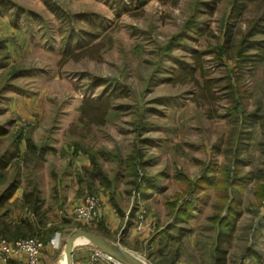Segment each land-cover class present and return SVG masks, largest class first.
I'll return each mask as SVG.
<instances>
[{
	"label": "rangeland",
	"instance_id": "1",
	"mask_svg": "<svg viewBox=\"0 0 264 264\" xmlns=\"http://www.w3.org/2000/svg\"><path fill=\"white\" fill-rule=\"evenodd\" d=\"M1 1L8 6L0 7V18L20 30L0 37V126L7 132L0 136V155L11 158L0 170V191L18 181L17 190L36 186L41 194L38 215L28 213L21 200H10L7 218L34 217L45 247L54 238L46 242L49 206L65 202L56 180L71 172L69 156L88 160L86 152L96 158L108 186L96 181L89 189L81 168L77 194L96 195L99 210L102 196L112 199L122 219L112 237L126 239L132 255L149 264L158 261L156 251L172 255L177 244L170 237L183 229L180 262L208 264L214 218L234 209L240 217L226 248L234 255L246 246L264 253V178L229 185L247 172L264 175V128L244 129L237 119L243 113L264 116V63L233 54L256 5L230 17L232 0H48L70 16H100L105 26L103 48L89 53L93 58L62 62L67 31L85 27L60 22L42 0ZM94 79L111 90L119 87L102 125L79 122L81 101L100 98L106 87L88 91ZM27 141L36 149L29 150ZM133 154L138 178L128 162ZM237 154L249 161L238 170L230 166ZM47 188L55 196L62 189L48 206L42 203ZM75 206L62 208V218L68 215L61 223L68 227L62 246L74 229L91 233L101 226L100 217L76 222ZM167 227L172 230L162 234ZM129 228L147 230L143 241L129 243ZM168 262L163 257L156 264ZM85 264H91L88 256Z\"/></svg>",
	"mask_w": 264,
	"mask_h": 264
},
{
	"label": "trees",
	"instance_id": "2",
	"mask_svg": "<svg viewBox=\"0 0 264 264\" xmlns=\"http://www.w3.org/2000/svg\"><path fill=\"white\" fill-rule=\"evenodd\" d=\"M43 5L45 8L54 15V17L59 20L60 22H65L68 25L73 24H82L85 29H79L76 31L72 27L67 31L68 34L65 37L63 50L61 51L62 55V62L66 60H79L82 58H93L89 55L91 52H99L103 47L102 45V34L105 30V26L102 24V19L100 16L97 15H84V14H75V15H68L65 14L63 10H61L56 4L53 2L51 3L48 0H42ZM249 3H253L256 5V12L255 15L252 17L251 21H249L248 27L246 31H244L242 37L238 41V45L233 51V54L236 58L243 57L244 60H248L255 64H263L264 63V0H232L231 2V11L230 17H237L242 12L245 11L247 5ZM7 4H4L2 1L0 2V7L2 9H6ZM14 6V5H13ZM207 8H212V6L205 5ZM191 27L195 28L192 25ZM257 37H263V39H258ZM225 49V47H220L219 50ZM254 50L255 53H247L244 50ZM222 53V51H221ZM197 57L198 55L195 54ZM181 70H185L181 67ZM104 87L102 91V95L98 99H94V97H89L83 99L81 101V105L78 107V112L80 113V121L84 123H91L95 125H102L105 119V116L108 110L111 108V102L113 98L117 97L116 92L119 93V87H114L112 90L107 87L108 85L104 83V81H99L97 79L92 80L88 87V91H94L96 88L100 86ZM111 90V91H110ZM114 95V96H113ZM240 125L244 129H251L254 126H258L264 128V116L258 115L257 113H243V116L237 118ZM264 133V131L262 130ZM7 132L4 131L3 127L0 126V136L5 135ZM245 138H249V136H245ZM26 147L29 150L36 149L32 143L27 141ZM78 149H75L77 152ZM88 157L89 164L91 166L90 170L85 171L86 178H87V186L88 188H92L95 186V182L98 181L99 183H105L108 186V181L105 173L102 171L100 166L98 165L96 158L90 154L86 153ZM17 154L14 155L16 157ZM11 158H6L5 155H0V170L4 169ZM232 168L238 170L241 169L243 166H247L249 161H245L239 157V155H235L231 160ZM128 162H130L132 168V175L134 178H138V158L135 154L131 155L128 158ZM136 164V165H135ZM264 178V175L258 174L256 175L254 172H247L242 174V176H238L236 181L229 183L230 187H234L236 182H245V181H253V180H261ZM142 180H144L142 178ZM110 184V183H109ZM134 185L139 187V183L136 180L133 182ZM18 181H12L6 185V187L0 191V236L7 239L8 241H12L15 239H26V238H36L35 236L39 235V231L41 229L38 227V222L32 220L30 222L28 219L21 220L17 222H12L10 218H7L9 210L5 209V204L10 202L11 198L15 194L17 190ZM40 191L36 186H33L29 191H23L21 195V205L22 207H26L28 213L32 216L38 215V211L40 210ZM111 202L112 199L110 200ZM112 204V203H111ZM113 207L116 205L112 204ZM117 213H119V210ZM120 214V213H119ZM240 214L236 212L235 209L229 211L226 217L218 216L215 217L214 220L217 222L216 228V237L213 248L208 253V259L210 264H227V248L229 240L234 234L235 227L237 220L239 219ZM178 223V220L176 221ZM169 228V229H168ZM78 229V228H77ZM80 229V228H79ZM127 230V225L123 229L125 232ZM172 230V227H167L162 234L169 233ZM53 230H49L46 234L50 237L53 234ZM183 229H178V234L173 237L172 239L176 244L177 247L172 252V255L162 253L161 251H156L154 254L159 259L166 257L169 260L166 264H176L181 256V240L184 234ZM42 234V233H41ZM39 236H37L38 238ZM254 249V248H253ZM252 248H244L241 259H254L259 260L260 254L253 250ZM160 250V249H159ZM149 257V256H148ZM149 260V258H148ZM158 261H150L151 264H156ZM262 261H259V264ZM10 264V263H8Z\"/></svg>",
	"mask_w": 264,
	"mask_h": 264
},
{
	"label": "crops",
	"instance_id": "3",
	"mask_svg": "<svg viewBox=\"0 0 264 264\" xmlns=\"http://www.w3.org/2000/svg\"><path fill=\"white\" fill-rule=\"evenodd\" d=\"M19 30H20L19 27L12 28L9 25V22L7 21L6 18H0V37H11V36L15 35ZM64 151H65L67 156L69 155V153H71L69 151V149L67 150L66 148L64 149ZM66 161H67V165L70 163V165L72 166L71 172L67 171V173L65 175V179L59 180V178H60L59 177L56 180L58 186L60 184L63 185V188H62V185H61V188L64 189L63 190V196L65 198V202L62 201L59 203H54L55 206L53 205V203L50 202L51 200H56V202L58 201V198L60 196V190H62L61 188H58L59 192L57 191L58 195H56V196L54 195L55 190H54V192L53 191L51 192V189L47 188V199L42 198V203L44 202V200H47V206L51 203V205L49 206V209H51V212L47 213V216L50 217V221H52V222H50V224H47V225L52 226L51 229L50 228L49 229L55 231V232H53V234L50 237H54L56 239L55 245H51L49 243L45 244V247H44L42 254H41L42 264H61V263H63V261H64V245L62 246V244L60 242L62 240V237L64 236L63 230L68 229V227H65V223L62 224V226H61V223L63 221L62 219H66L68 217V215L66 217L62 218V208H67L68 206H70V209L72 210L73 206L79 204L82 201L83 197H80L77 194V192L79 190L78 189L79 185H78V182L76 181L75 175H77L78 172H81V170H80L81 168H84V170L90 169L88 160L84 157H81L80 155L73 157V158L71 156H69V158ZM62 176H63V174H62ZM80 176H82V175H78V177H80ZM79 179H81V177ZM79 179H78V181H79ZM82 180H85L83 176H82ZM22 193H23L22 189L16 190V192L13 195L11 200L20 201ZM51 193H52V195H51ZM76 195H78V197ZM107 197L102 196V200H101L102 203L100 204V210H99L100 215H99V217L101 218L100 219L101 226L99 228H97V230H95V229L92 230L91 233L94 235L109 239L110 241H112L114 243H117L118 241H116L115 238L112 237V235L115 231H117L118 227L121 226L122 219L115 213V210H114L111 202L109 201V198H107ZM69 217H71V216H69ZM33 219H34V217H33ZM33 219H30L28 217V220L30 222H32ZM132 222H134V219H132ZM49 229H47V230H49ZM71 230L72 229H70V231ZM146 231L147 230L144 229L140 233V232L136 231L134 228H129L128 232H127L128 234L126 233L125 235H127V237H129L128 238L129 243H134L135 241H138V240H139V242H141V241H143L144 237L146 236L145 235ZM47 236H48V234H47ZM50 237H48L46 242L49 240ZM126 242H127L126 239H122L121 241L119 240L118 243L127 252L133 253L131 251H134V250H130V248L128 246H126ZM90 247H91V245L89 243H87L86 241L77 240L73 246V257H72L73 263L72 264H85V259L88 256ZM253 250L257 251L260 254L259 260L241 259V255H234L229 249H227V264H259V261H262V257H263L262 255H264V253H262L263 249L256 247ZM193 251L195 252L194 247H193ZM183 258H185V257L180 256L177 264H185L183 262H180ZM13 260L14 259L9 261L8 263L19 264V263H15ZM0 264H3V263H0ZM208 264H210V263H208Z\"/></svg>",
	"mask_w": 264,
	"mask_h": 264
},
{
	"label": "built area",
	"instance_id": "4",
	"mask_svg": "<svg viewBox=\"0 0 264 264\" xmlns=\"http://www.w3.org/2000/svg\"><path fill=\"white\" fill-rule=\"evenodd\" d=\"M264 204V202H263ZM99 199L96 195H87L73 209V219L83 225L95 222L99 218ZM52 238L49 244L55 245ZM44 245L39 238L15 239L8 241L0 237V263L17 259L20 264H42L41 254ZM91 264H121L100 249L91 246L88 253Z\"/></svg>",
	"mask_w": 264,
	"mask_h": 264
},
{
	"label": "water",
	"instance_id": "5",
	"mask_svg": "<svg viewBox=\"0 0 264 264\" xmlns=\"http://www.w3.org/2000/svg\"><path fill=\"white\" fill-rule=\"evenodd\" d=\"M79 239H84L91 246H94L114 258L121 264H149L123 249L118 243L109 239L100 237L81 229H74L70 237L64 244V262L65 264L73 263V246Z\"/></svg>",
	"mask_w": 264,
	"mask_h": 264
},
{
	"label": "bare ground",
	"instance_id": "6",
	"mask_svg": "<svg viewBox=\"0 0 264 264\" xmlns=\"http://www.w3.org/2000/svg\"><path fill=\"white\" fill-rule=\"evenodd\" d=\"M79 240L85 241L84 239H79ZM61 264H65V262L63 261V263H61Z\"/></svg>",
	"mask_w": 264,
	"mask_h": 264
}]
</instances>
